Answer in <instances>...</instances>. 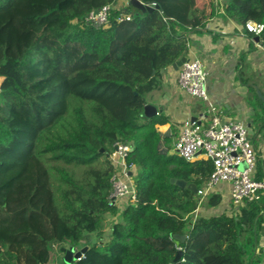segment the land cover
<instances>
[{"label": "trees", "instance_id": "trees-1", "mask_svg": "<svg viewBox=\"0 0 264 264\" xmlns=\"http://www.w3.org/2000/svg\"><path fill=\"white\" fill-rule=\"evenodd\" d=\"M117 1L0 0V264H48L63 243L88 246L77 264H169L178 232L186 238L173 264H259L264 205L217 210L220 193L203 201L171 183L200 188L211 161L171 153L172 128L161 151L156 125L167 118L143 110L162 71L186 56L190 32L219 7L240 10L242 25L264 23V0H142L157 8L128 3L111 8L106 27L85 21ZM126 12L130 20L118 21ZM116 142L131 146L136 192L121 210L110 198ZM263 176L258 160L255 178ZM202 203L215 212L197 214ZM105 214L119 219L102 243Z\"/></svg>", "mask_w": 264, "mask_h": 264}, {"label": "crops", "instance_id": "crops-1", "mask_svg": "<svg viewBox=\"0 0 264 264\" xmlns=\"http://www.w3.org/2000/svg\"><path fill=\"white\" fill-rule=\"evenodd\" d=\"M125 5L124 1L118 0L115 7L121 9ZM217 11L206 20L205 26L186 36L185 57L201 60L208 72L206 90L209 102L191 97L180 89L177 83L178 70L172 67L162 71L159 76L160 87L146 95V103L155 106L158 114L167 118L163 124L156 125L161 135L159 149L165 151L162 138L170 134L171 128L174 134L171 143L174 146L183 122L193 117L194 120L206 121L214 112L225 119H237L245 124L257 153V161L264 168V112L259 104L261 101L264 103V53L258 38L247 33L239 22L237 15L240 10L227 13L219 7ZM170 152L173 153V150ZM199 159L206 160L203 156L195 160ZM229 188V184L221 183L213 191L221 194L220 206L223 209H229ZM203 206L204 203L199 208L203 210ZM263 236L264 225L261 241ZM103 238H100L102 243L106 241ZM68 246L65 243L63 247ZM260 260L259 264H264L263 254ZM60 263L63 264L62 261Z\"/></svg>", "mask_w": 264, "mask_h": 264}, {"label": "built area", "instance_id": "built-area-1", "mask_svg": "<svg viewBox=\"0 0 264 264\" xmlns=\"http://www.w3.org/2000/svg\"><path fill=\"white\" fill-rule=\"evenodd\" d=\"M122 1L125 4L129 3V0ZM138 1L150 7H156L155 2ZM113 6L115 5L105 4L89 11L85 21L98 27H106ZM122 20H130V14L127 12L121 14L118 21ZM243 28L247 33L258 38V44L264 53V23L248 20ZM207 75L208 72L201 60L186 59L178 68L177 83L189 96L208 103ZM130 150L129 144L116 142L113 152L108 156L111 165L115 167L110 178V198L113 199V203L121 202L120 206L136 201L135 188L129 175L132 165L126 162L127 153ZM173 153L186 161H194L199 156L211 161L210 175L196 192L202 199L213 192L219 184L227 183L230 187L229 200L234 207L243 202L264 205V176L261 179L255 178L257 153L242 121L225 119L214 112L206 121L187 120L180 127ZM175 246L177 250H181L179 244L175 243ZM257 250L264 255V236ZM84 257L82 254L71 264H77Z\"/></svg>", "mask_w": 264, "mask_h": 264}, {"label": "water", "instance_id": "water-1", "mask_svg": "<svg viewBox=\"0 0 264 264\" xmlns=\"http://www.w3.org/2000/svg\"><path fill=\"white\" fill-rule=\"evenodd\" d=\"M129 4L137 8L141 12L152 11L154 8H157V7H150L149 5L143 4L138 0H129ZM186 59L187 58L185 56L181 57L179 60H177L175 63L172 64V68L178 70V68L183 64V62H185ZM152 79H154V77ZM157 112L158 109L155 106L148 103L144 105L143 114L146 118L153 117L154 115H156ZM191 120H194V117ZM129 175L131 176V172H129ZM170 182L174 183L176 186L181 188L187 187L188 189L192 190L194 193L197 192V188L194 184L192 183L187 184V182L183 179L171 178ZM85 236L88 238L90 234H86ZM172 238L175 240V243L178 245L180 242H183L185 240L186 235L178 232L174 234ZM87 249H88L87 246H83L82 248L79 249L73 245H69L68 247H62L61 252L63 253V258H62L63 264H71L73 260H76L77 258L81 257L82 254L85 255ZM181 256H182V251L177 250L173 258V262L178 261L181 258ZM173 262L169 264H173Z\"/></svg>", "mask_w": 264, "mask_h": 264}, {"label": "rangeland", "instance_id": "rangeland-1", "mask_svg": "<svg viewBox=\"0 0 264 264\" xmlns=\"http://www.w3.org/2000/svg\"><path fill=\"white\" fill-rule=\"evenodd\" d=\"M147 95V94H146ZM174 149V146L171 148V151ZM109 160V159H108ZM102 162H105L104 161V159L102 158ZM68 168V170L69 171H75L76 172V174H79L80 172H81V169L80 168H78V167H76V168H73V167H67ZM115 167L113 166V169H114ZM133 177L134 176H132V179H133ZM55 182V185L57 184V182L56 181H54ZM203 201H205V198H203ZM120 203L121 202H119V201H116V208L118 209V210H121V208H122V206H120ZM204 209L203 210H201V207L198 209V211H197V214H201V213H204V214H211V213H214L215 212V210L214 209H212V208H208V207H206L205 206V204H204ZM227 210V209H223V207L222 206H220L219 208H217V210ZM104 219H102L101 220V224H102V230L104 231V238L103 239H105L106 238V240H107V238L109 237V233L112 231V225H113V221L114 220H118L119 219V216H111L110 214H105L104 215ZM93 233H95V232H93ZM65 244L63 243L62 245L61 244H56V245H54L52 248H51V258H50V262L48 263V264H61L60 263V261H62V255H63V253L61 252V248L64 246ZM59 258V259H58Z\"/></svg>", "mask_w": 264, "mask_h": 264}, {"label": "flooded vegetation", "instance_id": "flooded-vegetation-1", "mask_svg": "<svg viewBox=\"0 0 264 264\" xmlns=\"http://www.w3.org/2000/svg\"><path fill=\"white\" fill-rule=\"evenodd\" d=\"M96 235H97V236H96ZM93 238H96V240H97V238H98V234H97V233H94L92 237H91V236L88 237V240H92ZM98 240H99V239H98Z\"/></svg>", "mask_w": 264, "mask_h": 264}]
</instances>
